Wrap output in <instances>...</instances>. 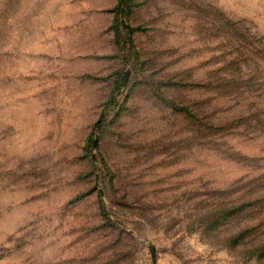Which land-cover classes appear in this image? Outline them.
<instances>
[{
	"label": "rangeland",
	"instance_id": "rangeland-1",
	"mask_svg": "<svg viewBox=\"0 0 264 264\" xmlns=\"http://www.w3.org/2000/svg\"><path fill=\"white\" fill-rule=\"evenodd\" d=\"M264 0H0V264H264Z\"/></svg>",
	"mask_w": 264,
	"mask_h": 264
},
{
	"label": "trees",
	"instance_id": "trees-1",
	"mask_svg": "<svg viewBox=\"0 0 264 264\" xmlns=\"http://www.w3.org/2000/svg\"><path fill=\"white\" fill-rule=\"evenodd\" d=\"M264 252V251H263Z\"/></svg>",
	"mask_w": 264,
	"mask_h": 264
}]
</instances>
